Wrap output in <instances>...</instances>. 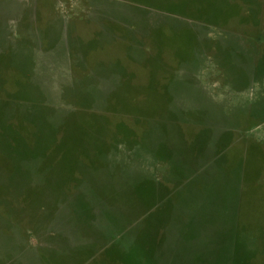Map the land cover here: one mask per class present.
<instances>
[{"label":"rangeland","instance_id":"obj_1","mask_svg":"<svg viewBox=\"0 0 264 264\" xmlns=\"http://www.w3.org/2000/svg\"><path fill=\"white\" fill-rule=\"evenodd\" d=\"M0 264H264V0H0Z\"/></svg>","mask_w":264,"mask_h":264}]
</instances>
